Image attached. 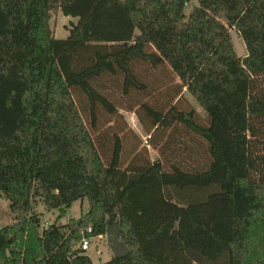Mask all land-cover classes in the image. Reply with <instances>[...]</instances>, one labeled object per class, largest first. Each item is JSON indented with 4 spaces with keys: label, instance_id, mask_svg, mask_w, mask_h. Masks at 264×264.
I'll return each mask as SVG.
<instances>
[{
    "label": "trees",
    "instance_id": "trees-1",
    "mask_svg": "<svg viewBox=\"0 0 264 264\" xmlns=\"http://www.w3.org/2000/svg\"><path fill=\"white\" fill-rule=\"evenodd\" d=\"M0 196V264H93L108 222L129 252L103 264H264V0H0Z\"/></svg>",
    "mask_w": 264,
    "mask_h": 264
},
{
    "label": "rangeland",
    "instance_id": "rangeland-1",
    "mask_svg": "<svg viewBox=\"0 0 264 264\" xmlns=\"http://www.w3.org/2000/svg\"><path fill=\"white\" fill-rule=\"evenodd\" d=\"M76 23V19L71 17H65L60 12H54L51 15L50 27L53 30V34L57 39H64L69 34V28L71 24ZM231 36L232 45L234 51L238 57H244L246 55V49L242 39L236 34L233 29L229 31ZM161 72L155 71H143L142 75L147 82H159ZM171 78H169L170 80ZM158 80V81H154ZM188 103L196 110L201 118L205 117L204 111L199 107V105L194 101V99L187 94L183 93ZM120 114L127 123L128 128H130L137 136L142 139L145 145L147 140V135L144 133L141 123L138 117L130 111L120 110ZM149 157L151 160H156L160 155L158 150L153 149L151 146L148 147ZM88 209V204L86 201L74 203L70 209L67 210L66 215L61 220H57L59 212L57 210L49 211L42 206L36 208V212L40 214V228H48L51 224H65L71 219H78L82 216ZM15 222L14 215L10 211L8 201L0 196V228L4 226L11 225ZM114 226V224H112ZM107 234L102 236L101 239L92 238L89 244V248L85 251V254L89 256L93 264H103L112 258V253L107 246Z\"/></svg>",
    "mask_w": 264,
    "mask_h": 264
},
{
    "label": "water",
    "instance_id": "water-1",
    "mask_svg": "<svg viewBox=\"0 0 264 264\" xmlns=\"http://www.w3.org/2000/svg\"><path fill=\"white\" fill-rule=\"evenodd\" d=\"M106 234L107 246L112 253V257L119 258L128 254L129 250L119 236L117 224L112 226V223L108 222Z\"/></svg>",
    "mask_w": 264,
    "mask_h": 264
},
{
    "label": "built area",
    "instance_id": "built-area-1",
    "mask_svg": "<svg viewBox=\"0 0 264 264\" xmlns=\"http://www.w3.org/2000/svg\"><path fill=\"white\" fill-rule=\"evenodd\" d=\"M90 231H91V229L88 228L87 232H90ZM96 238L101 239L102 236L100 235V236H97ZM91 239H92V238H83V239L80 241V243L78 244V248H79V250H80V251H83V252L87 251L88 248H89V244H90Z\"/></svg>",
    "mask_w": 264,
    "mask_h": 264
}]
</instances>
